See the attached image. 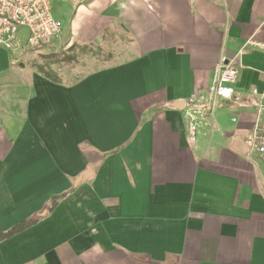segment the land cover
Segmentation results:
<instances>
[{
  "label": "crops",
  "instance_id": "0c3cea01",
  "mask_svg": "<svg viewBox=\"0 0 264 264\" xmlns=\"http://www.w3.org/2000/svg\"><path fill=\"white\" fill-rule=\"evenodd\" d=\"M51 10L61 35L33 51L110 55L55 82L32 52L0 48V233L40 215L0 240V264H264V158L248 144L264 105V0ZM222 55L238 70L232 99L192 140L188 99L212 85Z\"/></svg>",
  "mask_w": 264,
  "mask_h": 264
},
{
  "label": "built area",
  "instance_id": "2783aa9c",
  "mask_svg": "<svg viewBox=\"0 0 264 264\" xmlns=\"http://www.w3.org/2000/svg\"><path fill=\"white\" fill-rule=\"evenodd\" d=\"M61 35V23L54 18L51 0H0V48L15 60L28 51L49 46ZM238 70L225 55L215 68L212 85L188 99L189 134L193 140L215 103L232 99ZM248 144L264 158V105L259 104Z\"/></svg>",
  "mask_w": 264,
  "mask_h": 264
},
{
  "label": "rangeland",
  "instance_id": "374dc122",
  "mask_svg": "<svg viewBox=\"0 0 264 264\" xmlns=\"http://www.w3.org/2000/svg\"><path fill=\"white\" fill-rule=\"evenodd\" d=\"M73 46L56 51L35 52L32 50L30 52L33 54V59L29 63L43 66L47 71L58 75L59 78L65 77L67 80L74 81L86 71L93 69L97 65V59L107 58L110 55V48L86 45V49H82L83 46ZM72 47L73 49H71ZM42 52L45 53L41 54Z\"/></svg>",
  "mask_w": 264,
  "mask_h": 264
},
{
  "label": "trees",
  "instance_id": "16d2710c",
  "mask_svg": "<svg viewBox=\"0 0 264 264\" xmlns=\"http://www.w3.org/2000/svg\"><path fill=\"white\" fill-rule=\"evenodd\" d=\"M73 47H75V46H73ZM73 47L71 49H73ZM83 47L84 48H82V49H86L85 46H83ZM82 52H84V50H82ZM70 59H72V58H70ZM31 66L35 67L43 76H45V77H47V78H49L55 82L60 80L58 75H56L53 72L47 71L43 66H40V65L35 64V63H32ZM81 181H83V175H80L78 178L75 179V182H74L73 186L70 188V191H73ZM70 191H67V192H65L61 195H58V196H53L45 211H47V212L52 211L53 208L58 203L59 199ZM39 219H40V215L36 214L35 216H32V217L27 218L25 220H22L21 222H19L18 224L14 225L11 228H9L5 232H1L0 233V240L12 237L16 233L25 230L26 228L35 224Z\"/></svg>",
  "mask_w": 264,
  "mask_h": 264
}]
</instances>
